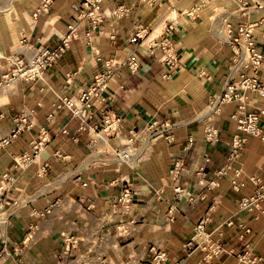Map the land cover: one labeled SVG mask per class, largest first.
Returning a JSON list of instances; mask_svg holds the SVG:
<instances>
[{
	"label": "crops",
	"instance_id": "obj_1",
	"mask_svg": "<svg viewBox=\"0 0 264 264\" xmlns=\"http://www.w3.org/2000/svg\"><path fill=\"white\" fill-rule=\"evenodd\" d=\"M79 2L52 0L48 12L34 18L41 0H0V77L9 57H30L37 46L55 44L68 25L77 23L82 34L88 26L77 19L73 5ZM248 2L250 8L244 10L235 0H109L101 7V27L88 43L74 40L41 79L0 88V112L5 115L0 118L1 134L13 127L10 115L24 108L32 109L35 119L33 129L0 148V187L7 202L0 209V264H150L152 246L167 250V264H237L235 254L247 242L253 253L264 257V214L240 211L237 206L239 195L253 191L247 176L257 175L264 182V143L259 138L249 137L241 151L245 186L239 193L225 176L204 199L188 200L189 195L200 194L203 181L212 179L213 170L224 164L227 140L236 131L233 101L212 117L219 140L208 143L203 138L209 97L221 93L230 76L236 80L241 73L251 74L248 67L233 69L230 38L238 25H252L256 49L264 54V0ZM118 5L128 7L121 17L112 13ZM189 10H196V16H188ZM172 21L178 66L166 79L163 75L169 69L161 61V48L150 46V41L158 42ZM139 24L148 27V35L131 42ZM227 25L231 35L225 31ZM127 57L138 62V71L132 73L125 65L118 69L103 100L95 103L96 115L104 109L118 115L126 136L130 128L142 131L152 122L173 125L170 143L164 138L147 141L141 132L136 146L143 159L135 165L93 154L86 135L77 133L78 120L66 106H57L63 96L75 98L105 59ZM258 75L264 82V63ZM245 107L264 110V97L248 93ZM260 125L264 129V114ZM41 126L46 128L47 142L39 156L28 168H16L13 157L31 151L29 143L37 139ZM76 134L79 139L74 141ZM190 136L192 147L185 150ZM113 141L120 144L119 139ZM174 157L185 164L179 182L186 195L180 199L167 177ZM200 167L204 168L198 177ZM5 173L11 179L3 178ZM124 185L133 193L130 211H123L116 200ZM36 211L43 214L35 215ZM206 211L211 215L212 238L226 249L209 263L201 261L198 250L188 253L185 248ZM228 218L233 225L224 224ZM239 223L249 232L241 231ZM122 226L129 231L121 233ZM62 232L78 237L68 252Z\"/></svg>",
	"mask_w": 264,
	"mask_h": 264
},
{
	"label": "built area",
	"instance_id": "obj_2",
	"mask_svg": "<svg viewBox=\"0 0 264 264\" xmlns=\"http://www.w3.org/2000/svg\"><path fill=\"white\" fill-rule=\"evenodd\" d=\"M109 0H80L79 4L73 5L78 12V21L85 20L88 28L79 34L78 24L74 23L67 26V30L58 35V41L49 46L39 45L30 57H22L12 55L8 58V65L0 77V88L11 86L17 82L31 83L41 79L42 75L50 69L70 48L74 40L83 38L87 43L93 35V32L101 27L103 21L102 4ZM157 1V0H153ZM241 9L250 8L248 0H235ZM52 0H41V4L33 13L36 18L41 13L48 12V7ZM128 11L125 5H118L113 9L112 13L116 17H121ZM188 16H196V10L186 12ZM175 23L172 21L165 27L164 35L158 42L151 40L150 46H159L162 51L161 61L168 67V72L163 75L166 79H171L173 73L178 66L175 46L172 40ZM226 33L232 34L231 25H227ZM236 33L230 38L232 45V62L233 69L237 67H248L251 74L241 73L238 79L232 80L231 76L227 79L221 93L209 97L205 110V122L203 125V138L208 143H215L219 140V130L213 122V115L218 113L223 104L228 102H237L236 109L231 113V117L235 120L236 131L227 140V152L225 162L222 166L213 170V178L203 181V190L197 196L189 195L190 203L196 202L198 199H204L207 194L217 188L220 179L228 176L231 188L234 192L239 193L245 186V173L240 163L241 151L249 137H257L264 143V129L260 125V117L264 114V110L249 111L245 104L248 93H258L264 97V82L259 79V70L264 63V54L256 49V41L253 38L252 25L240 24L235 29ZM148 27L139 24L135 32L130 38L131 42H138L145 39L148 35ZM126 66L132 73L138 71L139 64L132 57L125 60H116L107 58L103 61V68L95 73L87 86L82 89L79 94L73 98L63 96L59 99L57 106H66L72 118L78 120L77 133L86 135V146L93 154H105L117 163H126L135 165L143 159V152L138 150L136 146L137 140L142 135L147 141H153L157 138H164L167 142L173 141L172 129L173 125L167 121L160 123L152 122L145 130L139 131L130 128L128 135H124L121 131V118L115 113L102 110L99 116L95 112L96 101L103 100V92L106 91L109 81L116 74L121 66ZM201 75L203 73H200ZM5 115L0 112V118ZM13 127L9 133H0V148L8 146L21 133L29 131L35 126L34 111L24 108L19 112L10 115ZM66 133L65 129L61 130ZM79 135H74V141L79 139ZM119 139L120 144L113 140ZM47 142V131L44 126L39 129L37 139L32 140L29 145L31 151L18 153L13 157L14 166L20 170L28 168L39 156L45 143ZM193 138L190 136L186 139L184 149L189 150L192 147ZM58 153V152H57ZM56 153V154H57ZM208 161V158L205 159ZM46 165L42 167L43 170ZM204 167H200L195 173L201 176ZM185 169L182 158L174 157L168 169L167 177L172 185L173 193L177 199L186 195L185 189L180 185L179 179L181 173ZM3 178H10L7 173ZM11 179V178H10ZM247 179L253 184L252 193L246 195L241 194L237 199V206L240 211H259L264 214V182L257 175H249ZM3 187H0V209L7 202L1 193ZM161 191H159L160 193ZM118 206L123 211H130L134 204L133 193L128 185H124L117 196ZM211 209L209 207L208 211ZM206 211L201 215L194 225L192 236L185 242V248L188 253L198 250L202 257L201 261L209 263L214 257L221 255L226 251L224 245L212 238L208 226L211 222V215ZM44 212H48L45 209ZM43 212L36 211L35 215H41ZM169 219L172 216L169 214ZM224 224L231 226L234 224L232 218L224 221ZM241 231L249 232V228L244 223L238 224ZM121 233H127L128 227L119 228ZM64 251H70L75 248L78 243V237L66 232H62ZM152 258L150 264H167L168 252L162 247H150ZM232 252V251H231ZM237 264H264V257L252 252L250 243L247 242L235 254ZM21 264V263H18Z\"/></svg>",
	"mask_w": 264,
	"mask_h": 264
}]
</instances>
